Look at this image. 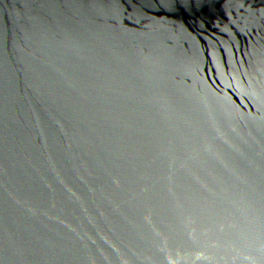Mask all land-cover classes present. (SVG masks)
<instances>
[{
	"label": "water",
	"instance_id": "95a60500",
	"mask_svg": "<svg viewBox=\"0 0 264 264\" xmlns=\"http://www.w3.org/2000/svg\"><path fill=\"white\" fill-rule=\"evenodd\" d=\"M0 264H264V0H0Z\"/></svg>",
	"mask_w": 264,
	"mask_h": 264
}]
</instances>
